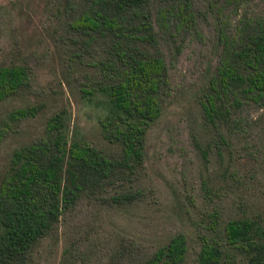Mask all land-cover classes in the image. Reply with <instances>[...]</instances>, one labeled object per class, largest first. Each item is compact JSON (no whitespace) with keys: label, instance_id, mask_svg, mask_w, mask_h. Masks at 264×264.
<instances>
[{"label":"trees","instance_id":"16d2710c","mask_svg":"<svg viewBox=\"0 0 264 264\" xmlns=\"http://www.w3.org/2000/svg\"><path fill=\"white\" fill-rule=\"evenodd\" d=\"M247 2L219 0L217 11L218 3L209 9L217 23L220 57L199 98L209 140L199 149L207 162L215 154L217 162L227 157L232 163L233 138L251 130L245 129V114L264 109V17L243 12ZM56 3L58 39L68 58L78 66L91 59L95 69L92 87L82 94L104 104L101 144L71 132L70 115L63 109L48 118L39 137L14 150L0 175V264H28L35 248L84 198L106 201L128 185L124 194L109 196L111 201H137L139 193L133 194L130 185L145 164L149 132L163 115L170 87L162 34L172 36L196 24L192 0ZM31 77L27 63L0 65V105L29 90ZM45 107L27 105L1 119L0 148L14 126L36 118ZM230 163L216 174L222 189L233 192L241 177L230 171ZM248 200L242 196L235 214L218 217L213 229L220 231V239L205 240L197 264H264V210ZM188 252V239L178 234L131 264H185Z\"/></svg>","mask_w":264,"mask_h":264},{"label":"rangeland","instance_id":"374dc122","mask_svg":"<svg viewBox=\"0 0 264 264\" xmlns=\"http://www.w3.org/2000/svg\"><path fill=\"white\" fill-rule=\"evenodd\" d=\"M216 3L215 11L222 6L219 0H192L193 28L162 34L170 87L163 115L149 132L145 164L130 185L133 194L139 193L137 201H111L109 196L124 194L128 185L106 201L82 199L63 216L57 232L35 248L28 264H131L178 234L189 243L185 264H197L205 240L220 239V231L213 229L218 217L235 214L242 196L264 210V109L245 114V129L251 130L233 138L232 163L227 157L217 162L215 154L207 162L199 149L209 144L199 98L220 57L217 23L209 11ZM243 12L264 17V0H248ZM57 18L56 0H0V65L27 63L32 72L30 89L0 105V120L27 105H46L36 118L14 126L2 143L0 175L14 150L39 137L48 118L63 109L70 115L71 132L101 144L104 104L82 94L93 85L92 60L72 64L58 39ZM228 163L241 177L233 192L222 189L216 174ZM246 189L248 194H242Z\"/></svg>","mask_w":264,"mask_h":264}]
</instances>
